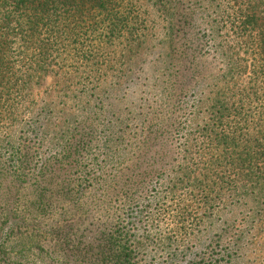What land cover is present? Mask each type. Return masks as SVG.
<instances>
[{
    "label": "rangeland",
    "instance_id": "374dc122",
    "mask_svg": "<svg viewBox=\"0 0 264 264\" xmlns=\"http://www.w3.org/2000/svg\"><path fill=\"white\" fill-rule=\"evenodd\" d=\"M181 2L188 13L202 14L196 32L213 34L205 55L208 78L196 95L179 96V85L161 84L171 47L165 23L138 0L137 36L103 46L97 66L58 65L26 87L25 100L0 122L1 152L8 158L13 146L39 129V162L59 159L66 133L90 145L82 154L89 169L99 153L115 157L108 161L109 185L95 197L89 191L84 201L91 202L90 213L74 220L114 219L138 242L134 258L140 264H264V188L254 180L236 181L224 155L231 149L210 148L204 140L219 123L225 130L231 126V2ZM148 152L155 164H143ZM186 158L198 168L183 172ZM42 240L29 232L10 244L32 251Z\"/></svg>",
    "mask_w": 264,
    "mask_h": 264
},
{
    "label": "trees",
    "instance_id": "16d2710c",
    "mask_svg": "<svg viewBox=\"0 0 264 264\" xmlns=\"http://www.w3.org/2000/svg\"><path fill=\"white\" fill-rule=\"evenodd\" d=\"M181 1L146 0L165 23L164 35L171 46L161 84L170 89L179 85V96L187 97L196 95L208 78L205 55L213 34L196 32L202 14L197 10L188 13ZM229 1L231 99H227L231 100V126L225 130L219 123L204 140L210 148L231 149V155H224L234 165L236 181L246 178L264 188V0ZM136 3L138 0H0V122L5 115L9 120L25 100L26 87L42 73L58 65L97 66L94 60L103 46L137 36ZM35 131L32 138H20L8 158L0 148V264H140L134 258L138 242L114 219L74 220L91 211V202L84 201L87 193L95 191V197L109 185L108 161L115 157L99 153L89 169L82 154L90 145L82 136L75 139L66 133L59 159L39 162L36 155L42 135L39 129ZM89 142L99 151L94 138ZM190 144L191 140L187 146ZM78 153L83 159L75 163ZM195 161L186 158L183 172L196 170ZM154 162L148 152L143 164ZM132 197H126L128 205L134 201ZM29 232L40 234L42 244L32 251L11 246L12 240Z\"/></svg>",
    "mask_w": 264,
    "mask_h": 264
}]
</instances>
